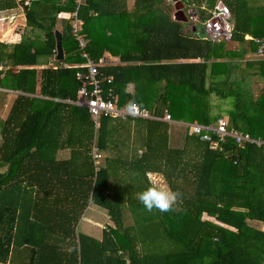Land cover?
I'll list each match as a JSON object with an SVG mask.
<instances>
[{"label":"trees","instance_id":"1","mask_svg":"<svg viewBox=\"0 0 264 264\" xmlns=\"http://www.w3.org/2000/svg\"><path fill=\"white\" fill-rule=\"evenodd\" d=\"M221 1L233 37L212 45L172 21L170 0H134L130 10L127 0H83L86 51L94 58L109 52L122 63L101 69L112 76L118 105L134 94L156 117L167 109L183 123L225 118L228 128L264 140V88L252 95L244 81L231 80L236 66L264 81L256 43L264 38V0ZM74 8V0L53 4L45 19L26 9L27 26L44 33L45 53L25 46L26 38L0 43V86L27 93V68L56 54V13ZM61 33L64 57L43 72L41 87L60 101L18 95L1 124L0 264H11V248L25 247L27 264H264V146L227 139L222 152L212 151L185 127L142 119L101 117L96 130L87 109L65 103L79 100L82 71L75 66L83 59L68 22ZM129 82L134 88L126 93ZM213 97L229 104L224 114ZM148 174L183 194L176 211L149 212L139 202L137 194L153 184ZM89 205L106 210L111 223L99 240L77 232Z\"/></svg>","mask_w":264,"mask_h":264},{"label":"built area","instance_id":"2","mask_svg":"<svg viewBox=\"0 0 264 264\" xmlns=\"http://www.w3.org/2000/svg\"><path fill=\"white\" fill-rule=\"evenodd\" d=\"M83 0H74L75 9L69 16V25L71 28L72 37L77 42L78 49L81 53L83 63L76 65L75 68L82 72L76 73V79L80 83L78 89L79 100L73 102L74 105L87 109L88 114L94 122L95 129L98 128V122L101 117L110 119H142L152 121H162L168 124L179 125L188 130L189 135L198 136L201 141L208 144L212 151H223V143L225 140H233L238 146L245 144H255L257 146H264V140L252 138L249 134L243 133L234 129L228 128L227 122L220 118L216 123L208 125H200L197 123H183L173 120L167 109H164L161 117L152 115L147 109L142 108L137 117L130 116L124 109V105L120 106L116 103L113 96L112 77H107L101 72V69L113 64L106 57L100 56L92 57L87 51V40L82 34V23L78 17V10L82 6ZM30 2L25 1L24 6H29ZM191 17L189 23L195 25L202 23L203 39L209 44L228 43L233 37V27L230 23V11L228 7L221 1L217 0L212 10H207V17L203 18L201 15L198 18L197 13L190 12ZM257 55L264 60L263 46L264 38L259 41ZM92 159L95 169L98 170L102 154L95 145V139L92 146Z\"/></svg>","mask_w":264,"mask_h":264},{"label":"crops","instance_id":"3","mask_svg":"<svg viewBox=\"0 0 264 264\" xmlns=\"http://www.w3.org/2000/svg\"><path fill=\"white\" fill-rule=\"evenodd\" d=\"M25 1L30 2L29 6H24ZM59 1H60V4H58L52 0H40L38 2H36V0L35 1L34 0H0V3L6 2V3H8V5L11 6L10 8L0 9V43L12 46V45L20 43L22 39L26 38L28 41H27L25 46L30 47V48H34V49H41L40 52L45 53L44 50L42 49V48H45L44 47V44H45L44 33L40 30L31 29L29 26H27L28 18L26 16V12H27L26 9L34 11V17L36 19H45L47 9H49L50 7H53V4H55L58 7V5H65L68 0H59ZM133 2H134V0H133ZM82 6H83V3H82ZM173 8H174V6H173ZM201 9L203 10V8H201ZM190 12H192V11H190ZM175 13H176L175 9H174L173 15H171V13H170V17H171L172 21H175L176 18L177 19L182 18V16H178V17L176 16L175 17ZM70 14H71V12L67 13L65 11H61L60 13H56L57 21H56L55 31H58L61 33L62 22H68L69 23ZM201 15L203 16V13ZM80 22L82 23L81 20H80ZM181 22H179V23H181ZM181 24L183 25L185 23H181ZM189 27H191V30H189ZM192 28L196 29L195 25H192L191 23L187 24L186 27H184L186 32L195 33V31H197V30L192 31ZM61 35H62V33H61ZM196 35L198 37H200V39H203L202 30L199 34H196ZM55 51H56V48H55ZM56 56H57V52H56L54 57L42 55L38 58V63L35 66L27 68L29 75H27V82H26V92L27 93L26 94L12 89L8 85L9 83H7V85H5V86H0V129H1L2 121H4L7 118L8 113L10 111V108H11L15 98L18 95H26V96H29L31 98H34V99L40 100V101L41 100H51V101H55V102L60 101L59 99H52V98H49L47 96H43L41 94L42 82L44 81L43 72L47 69L55 70V68H56L55 61H58L56 59ZM101 56L106 57V59H108L110 62L113 63L111 65H108L107 67H116L117 65L122 64L119 60V57L111 55L109 52H104ZM233 62L235 64V61H233ZM1 69L2 68L0 67V70ZM9 69L10 68L6 66L3 69V72L8 71ZM20 69H21L20 67L15 68V69L13 68V71L17 72ZM237 71H238L237 67L233 66V68L231 70V80L240 82L242 80L238 79V77L240 78L241 76H240V74L237 73ZM6 75H8V74L3 73L1 78L4 79L6 77ZM243 84L244 85H242V86L244 88H248L246 85L247 82H246V84L245 83H243ZM250 91L252 92L251 89H250ZM252 95H253V93H252ZM115 99H116V101L118 100L117 96L115 97ZM65 103H68L71 105L73 104V102H71V101H65ZM116 103L118 104V102H116ZM133 134H134V130L132 128L131 135L133 136ZM2 140L3 139L1 136V132H0V146L2 144ZM148 177L151 180H153V178L155 177L160 181H164L163 177L160 176L159 174H148ZM164 186L167 187L166 184ZM89 206H92V205H89ZM89 206L87 207V209L89 208ZM87 209L85 210V212L87 211ZM85 212H84L81 219H84ZM81 219H80V221H81ZM106 220H109V217H107ZM108 222L106 223L107 225L110 224ZM249 224L252 227H256L255 222H249ZM84 235H86V234H84ZM87 236L92 237L94 239H97L96 237H94L92 235H87ZM97 240H99V239H97ZM62 247L67 248L66 245H64ZM12 249L13 248L10 249V253H9L10 254L9 260H11V264H13V263L14 264H27L30 262L31 252L29 251V249H26V247L22 248V249H18V250L17 249L12 250Z\"/></svg>","mask_w":264,"mask_h":264},{"label":"rangeland","instance_id":"4","mask_svg":"<svg viewBox=\"0 0 264 264\" xmlns=\"http://www.w3.org/2000/svg\"><path fill=\"white\" fill-rule=\"evenodd\" d=\"M175 1L176 0H171L169 2L170 4H168L169 5V11H170L171 15H173V12H174L173 2H175ZM181 1L184 4V11L186 14H188L192 10H195L197 12L198 18L201 17V14L203 12L201 9V8H203V5H202L203 0H181ZM127 7L129 10L132 9L133 0H127ZM183 26L186 27L185 24H183ZM195 27L197 29L196 34H199L202 30V23H200V22L196 23ZM240 63L243 64L244 62L241 61ZM237 73H238V71H237ZM240 76L241 77L240 78L238 77V79H241L242 81L244 80L245 84L247 82V84H246L247 87L249 88V90L250 89L252 90V93L254 95H257L259 93V91L264 88V82L259 77L253 76L251 74H246V73L240 74ZM211 103H212L211 105H216V106L218 105L222 111V114H224V110L229 107L228 106L229 104L227 102L218 101L214 97L212 98ZM215 110L216 109L214 108L213 112ZM224 120L227 122V120L225 118H224ZM103 156H105V155H103ZM150 181L153 184H161V185L166 184L165 181H160L155 177L153 178V180L150 179ZM107 217H108V215H107L106 210H104L98 206H95V205L89 206V208L85 212L84 219H81V221H79V223L77 225V232L82 233V234H86V235H92V236L96 237L97 239H100L101 235H102V231L105 230L106 228H108L109 225L111 224L110 220H106ZM107 222L110 224L107 225L106 224Z\"/></svg>","mask_w":264,"mask_h":264},{"label":"clouds","instance_id":"5","mask_svg":"<svg viewBox=\"0 0 264 264\" xmlns=\"http://www.w3.org/2000/svg\"><path fill=\"white\" fill-rule=\"evenodd\" d=\"M134 88V82H129L125 86V92L130 93ZM143 105L138 103L134 97L125 105V111L132 117H137ZM182 193L173 191L161 184H151L147 189L137 194V199L149 212L158 210L160 212L176 211L177 205L182 201Z\"/></svg>","mask_w":264,"mask_h":264},{"label":"water","instance_id":"6","mask_svg":"<svg viewBox=\"0 0 264 264\" xmlns=\"http://www.w3.org/2000/svg\"><path fill=\"white\" fill-rule=\"evenodd\" d=\"M171 1V0H170ZM217 0H203V10L207 11V10H212L214 8V5L216 3ZM173 6L175 9V17L177 16H182V18H176L175 21L176 22H181V23H185V24H189V18L191 17V13L189 12L188 14L185 13L184 11V4L181 2V0H176L175 2H173ZM193 13H197L195 10H192ZM189 17V18H188ZM195 28H192V31H195ZM55 35V48H56V52H57V56L56 59L58 61H61L64 57V53H63V47H62V35L60 32L55 31L54 33Z\"/></svg>","mask_w":264,"mask_h":264}]
</instances>
